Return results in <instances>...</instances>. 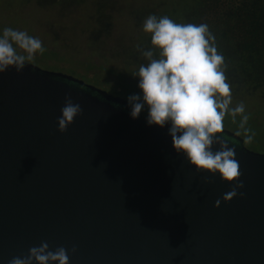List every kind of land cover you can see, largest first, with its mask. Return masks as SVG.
I'll return each mask as SVG.
<instances>
[{"label":"water","instance_id":"95a60500","mask_svg":"<svg viewBox=\"0 0 264 264\" xmlns=\"http://www.w3.org/2000/svg\"><path fill=\"white\" fill-rule=\"evenodd\" d=\"M65 96L83 114L61 134ZM129 112L31 65L0 75V264L41 242L69 264H264V155L224 131L244 185L224 203L234 184L198 173L167 128Z\"/></svg>","mask_w":264,"mask_h":264},{"label":"clouds","instance_id":"9594fccd","mask_svg":"<svg viewBox=\"0 0 264 264\" xmlns=\"http://www.w3.org/2000/svg\"><path fill=\"white\" fill-rule=\"evenodd\" d=\"M142 30L150 35V46L137 45L144 62L132 74L138 92L126 97L130 118L137 120L143 115L147 126L167 128L173 151L182 154L198 173L218 175L222 182L234 184L222 197L224 203L232 201L244 185L238 182L236 147L230 146L224 135V119L229 116L235 122L239 116V127L247 134L250 116L242 101L233 103L228 64L215 34L205 22L179 23L156 14L144 19ZM45 51L39 37L4 27L0 32V75L9 69L22 72L26 61ZM82 114L81 105L65 96L57 130L65 133ZM252 139L248 134L245 142ZM215 207H220L219 200ZM8 264H69V255L64 247L53 250L41 242Z\"/></svg>","mask_w":264,"mask_h":264},{"label":"rangeland","instance_id":"374dc122","mask_svg":"<svg viewBox=\"0 0 264 264\" xmlns=\"http://www.w3.org/2000/svg\"><path fill=\"white\" fill-rule=\"evenodd\" d=\"M196 1L0 0V32L4 27L26 30L43 41L46 51L26 64L127 102L129 94L138 92L137 85L129 81L144 62L137 45L150 46V35L142 30L144 19L156 14L176 20L183 12L189 18L188 13L200 7ZM260 96L243 99L233 94L234 104L242 101L246 105L250 119L245 127L250 131L246 134L239 127V116L235 122L226 116L224 131L240 138L247 151L264 155V101ZM248 134L253 136L250 143L245 142Z\"/></svg>","mask_w":264,"mask_h":264},{"label":"trees","instance_id":"16d2710c","mask_svg":"<svg viewBox=\"0 0 264 264\" xmlns=\"http://www.w3.org/2000/svg\"><path fill=\"white\" fill-rule=\"evenodd\" d=\"M200 5L175 21L205 22L216 36L233 88L264 90V0H198Z\"/></svg>","mask_w":264,"mask_h":264},{"label":"flooded vegetation","instance_id":"af4514ba","mask_svg":"<svg viewBox=\"0 0 264 264\" xmlns=\"http://www.w3.org/2000/svg\"><path fill=\"white\" fill-rule=\"evenodd\" d=\"M182 23V22H181ZM28 65V64H27ZM34 67V66H33ZM48 73H50V72H48ZM55 74V73H54ZM64 76V75H63ZM130 83L132 82V83H134V84H136L137 85V81L135 80V79H133V80H130L129 81ZM82 83V82H81ZM84 85V84H83ZM84 86H86V85H84ZM87 87H89V86H87ZM97 90V89H96ZM99 91H101V90H99ZM261 92H264V90H262V91H257V92H255V91H244L243 89L241 90V88H238V89H235V88H233L232 87V93L234 94V96L236 97V96H239V97H241V98H247V97H249V98H251V97H254V96H256V95H261L260 96V99H262V101H264V93H261ZM259 93V94H258ZM111 97H113V96H111ZM113 98H116V99H120V100H122V101H124L123 99H121L120 97L118 98V97H113ZM124 102H126V101H124ZM127 103V102H126Z\"/></svg>","mask_w":264,"mask_h":264}]
</instances>
